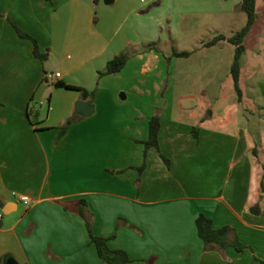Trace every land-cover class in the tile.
<instances>
[{
	"label": "crops",
	"instance_id": "0c3cea01",
	"mask_svg": "<svg viewBox=\"0 0 264 264\" xmlns=\"http://www.w3.org/2000/svg\"><path fill=\"white\" fill-rule=\"evenodd\" d=\"M103 3L111 5L99 0L98 9ZM105 12L95 17L94 0H0V264H106L77 212L79 200L94 216L93 232L108 237L111 249L125 250L128 264H262L264 35L262 45L247 44L258 19L245 40L242 100L232 76L228 88L222 83L233 63L223 70L218 44L230 43L204 46L197 98L184 96L183 113H173L168 93L162 98L168 106L161 113L160 150H149L138 189L142 142L163 87V79L151 86L150 74L163 63L155 50L141 53L140 23L123 34L116 23L111 31ZM213 15L223 25L232 12ZM11 21L38 40L49 55L45 62ZM128 50L122 72L99 77L110 60ZM46 73H61L58 81L95 90L93 102L48 82ZM80 99L95 112L80 115L61 136L60 127L77 113ZM236 103L240 109L228 110ZM44 105L47 113H41ZM13 193L27 195L31 205ZM200 214L212 219L215 229L233 227L253 251H206L196 223Z\"/></svg>",
	"mask_w": 264,
	"mask_h": 264
},
{
	"label": "rangeland",
	"instance_id": "374dc122",
	"mask_svg": "<svg viewBox=\"0 0 264 264\" xmlns=\"http://www.w3.org/2000/svg\"><path fill=\"white\" fill-rule=\"evenodd\" d=\"M98 3L99 0L97 3L94 2L95 17L98 18L104 13V9H108L109 12H105V15L111 31L116 23V29L121 34L129 32V26L133 23H140L137 32L141 43V53L155 50L159 55V60L163 63L156 72L150 74L151 86L154 82L160 83L163 79L162 92L165 89L164 93L169 94L168 103L172 106L173 113H183L182 99L184 96L191 95L197 98L199 86L195 80L198 77V65L203 56L201 50L204 43L210 42L222 32L235 34L247 22L246 14L240 9L241 0H118L111 5L103 3L100 9H98ZM225 9L230 10L232 15L228 16V22L218 25L217 16L213 13ZM257 22L253 34L247 39L250 48L262 45L260 38L264 35V0H258ZM135 36H137L136 33ZM218 47L223 48L222 56L225 61L223 60L221 64L224 70L226 64L231 66L233 63L235 48L232 44L224 46L223 43H219ZM178 51L190 52L191 56L190 58H178L174 56V53ZM127 52L129 53V50ZM212 53L213 50H209L210 56H213ZM160 72L162 76L159 75ZM199 72L202 73V71ZM172 73L174 77H171ZM206 75H208L207 72ZM189 77L193 81H185ZM223 78L222 83L228 88L232 82L229 70ZM165 94H161L155 100L156 110L161 113L168 106L161 103ZM225 101L228 103L231 98L227 96ZM235 105L234 107L228 106V110L233 112L241 108L238 103ZM37 109H40L39 106ZM40 110L41 113H47V105Z\"/></svg>",
	"mask_w": 264,
	"mask_h": 264
},
{
	"label": "trees",
	"instance_id": "16d2710c",
	"mask_svg": "<svg viewBox=\"0 0 264 264\" xmlns=\"http://www.w3.org/2000/svg\"><path fill=\"white\" fill-rule=\"evenodd\" d=\"M94 2L97 3L98 0H94ZM240 9L247 16L246 25L241 30L236 32L231 37H226L225 35L221 34L213 38L210 42L204 43L205 47H211L217 45L219 42L227 41L235 47V56H234L233 64L230 68V74L234 81V87L239 101H241L243 97V92L240 86V76H241L242 58L246 53L245 40L258 19L257 0H241ZM12 25L21 38L28 39L33 43L34 56L37 59L41 60L42 62H45L48 59L49 55L41 51L38 40L32 37L27 32H25L23 29H21L15 22H12ZM190 55H191L190 52L174 53V56L178 58H188ZM129 59H130V55L128 53H122L120 55L115 56L112 60H110L107 63L106 69L104 71L99 72V77L102 78L104 76L119 74L127 65ZM56 86L71 90H78L82 93V97L85 100H91V102H93L95 97V90L88 91L84 88L74 85H68L61 81H57ZM164 92L165 89L163 90L162 95L165 94ZM29 113H31V111ZM29 116L31 117V114H29ZM79 118L81 117L77 113H75L72 117H70L66 121V123L62 127H60L61 136L66 134L70 126L75 122H77ZM161 126H162L161 112L157 110L156 114L152 117L149 123V137L147 140L142 142L145 146V155L142 166L138 168L139 178L136 181V185L138 189H140L142 184V174L147 165V155L149 150L152 148H156L160 150L159 136H160ZM193 133L195 137H197V128L193 129ZM161 155L163 159L166 161V163L169 165L170 164L169 159L166 158L163 154ZM77 204H78L77 212L84 219L86 223L91 243L95 245L100 259L106 264H128L132 262L131 258L129 257L128 253L125 250L111 249L109 246L108 237L100 236L93 232L92 226H93L94 216L89 211L85 200H79L77 201ZM64 208L66 210H70V206L67 204H64ZM252 211L258 213L257 208H253ZM196 223H197L198 234L200 238L204 241L206 251L223 252L229 247H234L239 252L244 251L246 249H250L253 251L252 247L243 244L239 240L236 230L231 226H225L220 229H215L213 226L212 219H210L204 214H200L198 216ZM261 262L262 264H264L263 261Z\"/></svg>",
	"mask_w": 264,
	"mask_h": 264
},
{
	"label": "built area",
	"instance_id": "2783aa9c",
	"mask_svg": "<svg viewBox=\"0 0 264 264\" xmlns=\"http://www.w3.org/2000/svg\"><path fill=\"white\" fill-rule=\"evenodd\" d=\"M61 78V73H46L45 79L48 82H57L58 79ZM38 104V103H37ZM40 105L43 104V102L39 103ZM34 103H32V107L34 108ZM14 196L18 197L19 200L24 203L26 206H30L32 203V200L27 195H18L17 193H13ZM4 218V213L0 211V223L2 222Z\"/></svg>",
	"mask_w": 264,
	"mask_h": 264
},
{
	"label": "water",
	"instance_id": "95a60500",
	"mask_svg": "<svg viewBox=\"0 0 264 264\" xmlns=\"http://www.w3.org/2000/svg\"><path fill=\"white\" fill-rule=\"evenodd\" d=\"M107 4H113L115 0H105ZM76 112L82 116H90L95 112L94 105L87 101L80 99L76 104ZM8 264H16L13 260H10Z\"/></svg>",
	"mask_w": 264,
	"mask_h": 264
}]
</instances>
